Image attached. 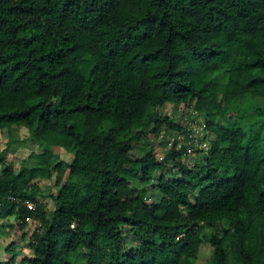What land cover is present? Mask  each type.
I'll return each mask as SVG.
<instances>
[{
	"label": "trees",
	"instance_id": "1",
	"mask_svg": "<svg viewBox=\"0 0 264 264\" xmlns=\"http://www.w3.org/2000/svg\"><path fill=\"white\" fill-rule=\"evenodd\" d=\"M255 100L264 101V0H0V131L28 127L42 146L18 170L0 158L2 214L36 220L21 235L33 254L17 263L264 264ZM166 104L175 116L158 110ZM182 105L206 121L209 149L191 164L177 140L163 156L131 152L147 135L183 130ZM38 176H55L53 208ZM20 249L12 241L0 264Z\"/></svg>",
	"mask_w": 264,
	"mask_h": 264
},
{
	"label": "rangeland",
	"instance_id": "2",
	"mask_svg": "<svg viewBox=\"0 0 264 264\" xmlns=\"http://www.w3.org/2000/svg\"><path fill=\"white\" fill-rule=\"evenodd\" d=\"M256 102V103H255ZM264 103L263 100H255L254 103ZM245 104H247L245 102ZM191 107L182 105L180 112L178 113V118L183 116V119L187 120L190 118ZM158 110L163 114H168L170 116H175V108L172 104H166L164 106L158 107ZM183 113V114H182ZM187 117V118H185ZM175 130L166 131L165 128L159 136H146L139 143L135 144L132 153L136 155H142L147 152L152 146L158 149L160 156H163V148L169 146L173 141V135ZM9 137H13L9 141ZM56 153L60 159L65 161H70L72 158V153L62 147L57 148ZM42 151V146L37 140H31L30 129L25 126H20V128L14 130L11 134H8L6 130L0 131V158H3L5 163H12L15 169L18 170L22 165H32L38 161L36 157L37 152ZM194 154L187 155V162L191 164L193 162ZM2 169V162H0V171ZM171 176H177L178 172L175 167L171 164L168 166ZM161 170H157L154 174L153 181L157 182ZM41 188V200H43L45 209L53 208L54 199L52 193H56L59 186L55 184V176L52 179H46L42 177H37L35 179ZM160 197L159 191L155 187H151L148 193V198L158 199ZM0 207V259L7 260L12 252L6 250L7 246L15 241L20 247V254L14 258L16 260L15 264L20 261L23 255H32L33 250L28 242L21 237L24 231L32 232L34 229L35 219L30 221L29 224L21 226L17 222L16 212L9 213V211L2 214ZM36 221V220H35ZM210 230L207 229V233ZM126 242L128 245L132 244V239L129 235H126ZM211 254V247L208 242H204L201 247V252L198 256V262L206 263Z\"/></svg>",
	"mask_w": 264,
	"mask_h": 264
},
{
	"label": "built area",
	"instance_id": "3",
	"mask_svg": "<svg viewBox=\"0 0 264 264\" xmlns=\"http://www.w3.org/2000/svg\"><path fill=\"white\" fill-rule=\"evenodd\" d=\"M187 118V117H185ZM200 118L195 114L193 117L184 119V128L181 131H174L173 140H177L178 147L183 145L186 147V154L195 156L198 153V149L206 148L209 149L208 139L206 137V121ZM201 121V122H200ZM28 208L35 209V203L30 200H26ZM30 219V216H27Z\"/></svg>",
	"mask_w": 264,
	"mask_h": 264
}]
</instances>
